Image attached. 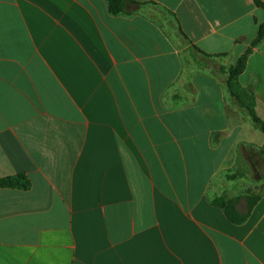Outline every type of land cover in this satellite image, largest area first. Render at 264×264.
I'll use <instances>...</instances> for the list:
<instances>
[{
	"label": "crops",
	"instance_id": "obj_1",
	"mask_svg": "<svg viewBox=\"0 0 264 264\" xmlns=\"http://www.w3.org/2000/svg\"><path fill=\"white\" fill-rule=\"evenodd\" d=\"M0 0V264H264V192L233 222L215 202L254 126L188 48L235 65L264 121L255 0ZM206 58V57H204ZM198 59V57H197Z\"/></svg>",
	"mask_w": 264,
	"mask_h": 264
},
{
	"label": "rangeland",
	"instance_id": "obj_2",
	"mask_svg": "<svg viewBox=\"0 0 264 264\" xmlns=\"http://www.w3.org/2000/svg\"><path fill=\"white\" fill-rule=\"evenodd\" d=\"M150 16L158 21L165 28L166 32L174 39L178 46L182 48L183 53L188 61L187 71L191 73L198 69L213 74L223 83H226L230 65L226 58H204L198 55L191 48H188L185 40L180 35L176 22L166 14L150 12ZM198 57V59H197ZM235 99V98H234ZM236 100V99H235ZM237 105L241 108L236 100ZM261 148L248 147L239 163V168L228 175L229 181L236 182L237 188H232L231 194H239L240 199L254 198L264 192V162ZM228 200L229 198L225 196Z\"/></svg>",
	"mask_w": 264,
	"mask_h": 264
},
{
	"label": "trees",
	"instance_id": "obj_3",
	"mask_svg": "<svg viewBox=\"0 0 264 264\" xmlns=\"http://www.w3.org/2000/svg\"><path fill=\"white\" fill-rule=\"evenodd\" d=\"M109 4L110 12L114 15L127 13L129 5L133 4L130 0H107ZM256 4L264 10V0H255ZM180 35L187 40V37L179 29ZM264 40V23L259 27V32L256 40L252 46L259 45ZM201 55L206 58H212V56L203 53L199 49H196ZM251 49L239 58L235 65H232L228 71V78L226 80V88L233 98H235L240 104L241 108L245 110L251 118L254 126L264 133V121L259 118L255 111V95L253 92L244 89L239 82L240 75L245 71L248 57L251 53ZM263 155L264 162V146L260 149ZM30 183L24 175L7 177L0 179V187L10 188H29ZM260 196L249 198L248 213L252 210ZM223 210L233 222L241 223L246 219V216H239L236 211L235 204L237 200H228L226 197H221L215 202Z\"/></svg>",
	"mask_w": 264,
	"mask_h": 264
}]
</instances>
